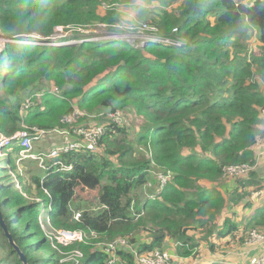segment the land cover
Listing matches in <instances>:
<instances>
[{
    "label": "trees",
    "instance_id": "trees-1",
    "mask_svg": "<svg viewBox=\"0 0 264 264\" xmlns=\"http://www.w3.org/2000/svg\"><path fill=\"white\" fill-rule=\"evenodd\" d=\"M118 1L144 7L125 19L111 8ZM130 22L184 44L79 37L99 25L120 36ZM58 28L73 34L50 46ZM0 38L11 41L0 50L1 135L24 127L55 135L90 118L105 129L95 151L39 168L26 197L0 174V215L18 249L0 225V264H24L20 255L26 264H109L106 245L120 239L116 264L155 251L198 264L201 249L215 259L264 229V204L253 208L248 191L264 187V0H0ZM107 113L141 121L118 125ZM243 164L257 167L224 195L216 186L224 170ZM78 189L96 194L87 200ZM240 203L247 212L237 222ZM43 226L83 240L63 246Z\"/></svg>",
    "mask_w": 264,
    "mask_h": 264
},
{
    "label": "built area",
    "instance_id": "built-area-1",
    "mask_svg": "<svg viewBox=\"0 0 264 264\" xmlns=\"http://www.w3.org/2000/svg\"><path fill=\"white\" fill-rule=\"evenodd\" d=\"M56 29L55 33L58 32ZM129 32L138 33V41L137 46H143L145 44H154L158 46H174L180 47L184 44L183 40L180 39H171V38H158L148 33H153V27L149 26H139L129 28ZM174 32L176 30H173ZM127 33V32H126ZM56 35V34H55ZM55 35L51 38L50 46H58L59 38H56ZM117 36V35H116ZM112 38V37H110ZM114 38V37H113ZM5 40V39H4ZM137 40V39H136ZM128 42V39H126ZM25 44H33L38 45L41 44L38 41L35 43L23 42ZM55 94L56 92L53 91ZM31 105L30 102L24 105L22 110L27 109ZM82 117V114L76 113L74 116L65 118L64 122L67 124L75 123L78 117ZM109 118L112 122L122 125L126 122L124 117L119 113H110ZM260 118L263 121V129H264V108L260 111ZM124 119V122H123ZM123 122V123H122ZM103 126H82V127H74L71 131L55 132L58 135H67L69 140L63 146L56 147L51 149L48 153L34 155L32 153V144L33 142L39 140L41 137L45 135H51V132H46L43 130H37L36 128H28L24 127L19 132L14 133L11 136H5L0 134V156H6L3 154V150L9 151L12 150V147H18L20 150L17 155L16 164H18L22 160L33 159L39 163L40 168H45L44 162L46 160L57 159L61 153H67L70 151H76L80 149H87L89 151H95L97 149L98 142L101 136L104 133ZM71 138V139H70ZM257 147H260L259 160L264 162V140H260L257 143ZM257 164L253 167H249L246 164H243L241 167H230L224 170L223 179L231 178L234 182L236 178H245L249 171L255 170ZM13 177V175H12ZM160 184H165V178L159 176ZM79 217V213L75 214V219ZM61 239L64 242L69 241L71 239H80L81 234L77 232H67V231H59L57 232ZM244 249L238 252L227 253L225 256L227 264H264V229L259 231H253L249 233V236L242 242ZM126 242L124 240H118L115 243L106 245V252L112 257L109 264H116L117 260L115 259V250L119 247L125 246ZM136 256V255H135ZM220 255L216 254L215 257H219ZM174 257L167 252L155 251L149 256L138 257L136 256L137 264H176L173 259ZM232 259H235L231 262Z\"/></svg>",
    "mask_w": 264,
    "mask_h": 264
},
{
    "label": "rangeland",
    "instance_id": "rangeland-1",
    "mask_svg": "<svg viewBox=\"0 0 264 264\" xmlns=\"http://www.w3.org/2000/svg\"><path fill=\"white\" fill-rule=\"evenodd\" d=\"M138 4V2H135V3H126V2H121V1H118V3H114V4H112L113 6H111V8L113 7L123 18H125V19H130L129 18V16L127 15V13L130 11V9L134 6V5H137ZM105 10V9H104ZM104 10H102V11H104ZM134 18V17H133ZM133 18H131V19H133ZM130 19V20H131ZM116 28H119V29H122L121 27H119V26H116ZM59 29H61V28H59ZM81 34L79 35V37H81V39H82V41H85V40H103V39H113V37L114 38H120V37H124V38H126V39H128V37L129 36H131L132 37V40L131 41H129L128 40V42L130 43V44H134V46H137V41H138V36H137V34L138 33H132V32H127V33H125V34H121L120 36H116V35H111V34H107V30H106V25H99L98 27H96V28H92V29H84V30H82L81 32H80ZM73 33L71 32V31H68V32H65V31H63L62 29L61 30H58V32L56 33V35H55V37L56 38H64V37H66V36H68V35H72ZM110 37H112V38H110ZM137 39V40H136ZM56 41H59V40H57L56 39ZM81 41V40H80ZM80 41H77V42H80ZM49 42H51V40H49ZM6 43V41L4 40V39H1L0 38V50L3 48V46H4V44ZM68 44H75L76 43V41H74V40H70V41H68L67 42ZM91 117H93V116H91ZM96 117H102V115L100 114L99 116H96ZM105 118L106 119H110L109 118V113H107L106 115H105ZM140 121H141V119H138V118H134V117H128V119H126V123L128 122V124L129 125H133V127H138L139 126V123H140ZM88 122L90 123V125L91 126H93L95 123H97V121H96V119H92V118H90L89 120H88ZM123 122H124V119H123ZM122 122V123H123ZM61 132H66V131H61ZM52 134V133H51ZM62 136H64V135H62ZM64 137H67V135H65ZM68 138V137H67ZM71 139V138H70ZM262 164H264L263 162H262ZM260 166V165H259ZM0 174H2L3 176H2V178H4V179H6V180H8V182L9 183H12L13 182V177H12V174H10L9 173V171H8V169H7V161H6V158H0ZM38 170V169H37ZM255 170H256V168H255ZM30 169H29V173H30ZM38 172H40L39 170H38ZM263 173H264V170L262 171ZM43 172L41 171V174H42ZM38 174V173H37ZM40 174V173H39ZM38 174V175H39ZM233 180L231 179V178H229V179H223L221 182H220V185L219 184H217L216 186L218 187V189L224 194V195H230L231 194V192L230 191H228L229 189H227V187L226 186H230V184L231 183H234V182H232ZM1 185V184H0ZM150 185V183L146 186V187H148ZM146 187H144L143 189H142V192H141V194L144 196V197H146V198H148V196H150L151 194H153V193H151L150 192V189H151V187L150 188H147V189H145ZM33 187H32V185L30 184V185H28V186H24V188L22 189V188H20L19 189V191L21 192V193H25V194H23V195H25V197H26V191L25 190H33L32 189ZM256 190H259V189H257V188H255ZM255 189H250V190H248V191H250V192H252V197H250V200L251 201H253L254 202V204H253V208H256V207H259V206H261L262 204H264V187H262V189L259 191V192H255V191H253V190H255ZM78 192H80V193H82V195L84 196V199H87V200H91L94 196H95V194H96V192L95 191H93V192H89V191H87V190H81V189H78ZM28 195V194H27ZM155 196V195H154ZM241 204V203H240ZM242 206V204L241 205H239L238 206V208L236 209L237 210V216H236V218H235V220L238 222V221H240L244 216H245V214H246V212H247V210H244L243 209V207H241ZM249 212V211H248ZM225 213V215H227V211H225L224 212ZM43 228H44V230L46 231V233L48 234V236L52 239V240H54V241H56L58 244H61V245H63V246H65V245H68V244H71V243H73V242H75V241H82L83 240V236L81 235V238L80 239H71V240H69V241H66V242H64V240H62L61 239V237H60V235L58 234V233H48L47 232V229H46V226H43ZM143 239V238H142ZM225 241H227V240H225ZM214 243H218V242H214ZM233 244V243H232ZM242 249H244V247H236V248H233L232 246H231V248L230 249H228V250H226V252L224 253V251H221V253L220 252H215L214 254L216 255V254H218V255H220L218 258L217 257H215V255H214V257H215V259H211L210 258V256H208V252L206 251V249H201L200 251H199V254H200V259H198V264H210V263H214V264H227L228 262H226L225 260H226V254L227 253H231V252H238V251H240V250H242ZM213 258V257H212ZM233 260H235V259H232L231 260V262L233 261Z\"/></svg>",
    "mask_w": 264,
    "mask_h": 264
},
{
    "label": "crops",
    "instance_id": "crops-1",
    "mask_svg": "<svg viewBox=\"0 0 264 264\" xmlns=\"http://www.w3.org/2000/svg\"><path fill=\"white\" fill-rule=\"evenodd\" d=\"M69 138L64 137L62 135H45L41 137L39 140L33 142L32 144V153L34 155L48 153L51 149L63 146ZM16 147H12V150L9 151L3 150V154H6V156L0 157V158H6L7 161V169L10 173L13 175V182L11 184L18 185L19 188H24V186L32 185V179L38 172L40 166L39 163L33 159H26L20 161L18 164H15L12 162L17 159L16 155ZM54 162L53 159L46 160L44 162V166H47V164ZM29 169L31 170L29 173ZM38 169V170H37ZM44 169V168H43ZM33 187V185H32Z\"/></svg>",
    "mask_w": 264,
    "mask_h": 264
},
{
    "label": "clouds",
    "instance_id": "clouds-1",
    "mask_svg": "<svg viewBox=\"0 0 264 264\" xmlns=\"http://www.w3.org/2000/svg\"><path fill=\"white\" fill-rule=\"evenodd\" d=\"M143 7H144V5L142 4V3H138L137 5H134L131 9H130V11L127 13V15L129 16V18L131 19V18H133V17H135V15L137 14V13H139V12H141L142 10H143ZM134 25L130 22V23H128V25H127V27L128 28H132ZM128 40L129 41H131L132 40V37L131 36H129L128 37ZM0 157H3V156H0ZM15 161L16 160H14V161H12L14 164H15ZM10 173H11V171H10ZM14 187L16 188V189H20L19 188V186L17 185H14Z\"/></svg>",
    "mask_w": 264,
    "mask_h": 264
},
{
    "label": "water",
    "instance_id": "water-1",
    "mask_svg": "<svg viewBox=\"0 0 264 264\" xmlns=\"http://www.w3.org/2000/svg\"><path fill=\"white\" fill-rule=\"evenodd\" d=\"M5 41H6V42H11L10 40H6V39H5ZM0 225H1V227L3 228V230L5 231V233L7 234V237H8V239H9L10 243L14 246V243L12 242L11 237H10V235L8 234V232H7V230H6V227H5V225H4V223H3L2 219H1V215H0ZM14 249H15V250H18L17 247H15V246H14ZM20 259L24 262V264H26V260H25V258H24L22 255H20Z\"/></svg>",
    "mask_w": 264,
    "mask_h": 264
},
{
    "label": "bare ground",
    "instance_id": "bare-ground-1",
    "mask_svg": "<svg viewBox=\"0 0 264 264\" xmlns=\"http://www.w3.org/2000/svg\"><path fill=\"white\" fill-rule=\"evenodd\" d=\"M93 41V40H92ZM98 42V41H97Z\"/></svg>",
    "mask_w": 264,
    "mask_h": 264
}]
</instances>
